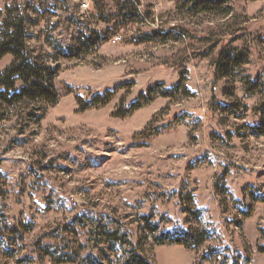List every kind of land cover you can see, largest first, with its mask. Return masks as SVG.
Masks as SVG:
<instances>
[{"label": "rangeland", "instance_id": "374dc122", "mask_svg": "<svg viewBox=\"0 0 264 264\" xmlns=\"http://www.w3.org/2000/svg\"><path fill=\"white\" fill-rule=\"evenodd\" d=\"M130 1L0 0L60 95L0 105V264H114L110 228L151 264H264V0ZM185 229L208 238L154 243Z\"/></svg>", "mask_w": 264, "mask_h": 264}, {"label": "trees", "instance_id": "16d2710c", "mask_svg": "<svg viewBox=\"0 0 264 264\" xmlns=\"http://www.w3.org/2000/svg\"><path fill=\"white\" fill-rule=\"evenodd\" d=\"M124 3L133 7L130 0H124ZM15 9L16 6L13 4L5 6L4 9H0V61L6 56L11 57L10 63L4 68L2 73H0V105H6L9 108H13L21 107L24 104L26 106L28 104H39L41 106L32 109V111H26V116L24 115L25 117L29 116L34 118V121L38 123L46 113L47 109L56 106L59 101L60 95L52 83L53 78L57 73V67H53L52 65L46 66L42 62L40 63L36 57L31 55L27 46V40L29 39L28 29L24 23L23 17H21L18 12L16 13ZM88 46L91 45L88 44ZM70 56L71 55H63L65 59L70 58ZM18 83H20L21 86L18 87ZM168 94L169 91L166 96ZM111 96L112 93H109L105 97H102L105 99L102 104H106ZM143 98L146 99L145 95H142L127 110L141 108L145 104L142 103ZM97 99L98 96L86 103L83 106V109L86 110L88 108L98 107L99 103ZM23 111L24 109L21 113ZM148 218V216H144L143 220L149 227L147 229L148 232L153 234L154 232L152 230H155V227H152ZM90 227L85 229L86 236L91 234L94 235L98 230L97 227ZM10 230L11 232H14L17 228L11 227ZM120 231L121 230L118 228L103 230V236L106 238L104 239V242H108L115 246H126L127 248V251L120 254L114 264H151L149 259L142 254L140 249H138L137 243H134L131 237L126 233H121L122 235H119ZM207 234H209V232L203 229L200 232L185 229L180 230L175 234L166 231L158 236H154L153 240L154 243L158 245L168 243L183 246L189 250H197L208 238ZM38 244H42V240H39ZM41 248L48 249L50 248V245L43 243ZM99 248L100 247L97 245L92 247V250L95 251V249H97L98 252H88V255H86L85 258L89 260V263L112 264L111 260L106 261L103 258L101 259L100 254L104 249ZM262 248L264 249V247ZM116 254H118V252H116ZM62 256L72 260L74 258L71 253H64L61 257ZM67 260H64V262H67Z\"/></svg>", "mask_w": 264, "mask_h": 264}, {"label": "built area", "instance_id": "2783aa9c", "mask_svg": "<svg viewBox=\"0 0 264 264\" xmlns=\"http://www.w3.org/2000/svg\"><path fill=\"white\" fill-rule=\"evenodd\" d=\"M81 8L83 9V10H87L88 9V3L87 2H83V3H81Z\"/></svg>", "mask_w": 264, "mask_h": 264}]
</instances>
